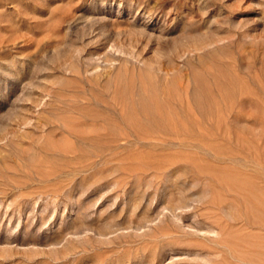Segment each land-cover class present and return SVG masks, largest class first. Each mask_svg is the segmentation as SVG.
<instances>
[{"label": "rangeland", "instance_id": "rangeland-1", "mask_svg": "<svg viewBox=\"0 0 264 264\" xmlns=\"http://www.w3.org/2000/svg\"><path fill=\"white\" fill-rule=\"evenodd\" d=\"M263 212L264 0H0V264H248Z\"/></svg>", "mask_w": 264, "mask_h": 264}, {"label": "bare ground", "instance_id": "bare-ground-1", "mask_svg": "<svg viewBox=\"0 0 264 264\" xmlns=\"http://www.w3.org/2000/svg\"><path fill=\"white\" fill-rule=\"evenodd\" d=\"M84 171H85V169H84ZM150 171H152V170H141V173L143 174V175H146V174H148ZM152 172H154V171H152ZM151 172V173H152ZM156 174V173H155ZM46 187V186H45ZM25 188V187H24ZM27 189V188H26ZM37 191V190H36ZM50 192H52V191H50ZM44 193V192H43ZM45 194V193H44ZM24 195V194H23ZM48 195V194H47ZM56 197V196H55ZM31 199V198H30ZM225 209H226V207H225ZM262 214H264V212L262 213ZM238 218H241L244 222H246V224L247 225H251V224H256L255 222H253L251 219H249L248 217H246V218H243V217H236V218H233L234 220H236L237 219V221H238ZM79 224H81L80 222H79ZM79 224H78V226H79ZM104 224V223H103ZM258 224L260 225V226H262L263 228H264V221H262V220H260L259 222H258ZM104 226V225H103ZM101 229V228H100ZM104 229V228H103ZM58 237V236H57ZM60 238V237H59ZM54 240H57V239H54ZM253 243V242H252ZM258 244H256V245H252L253 247H259L258 249L259 250H257V251H247V252H249V254H247L248 255V260H247V262L246 263H248V264H264V245H262V244H259V242H257Z\"/></svg>", "mask_w": 264, "mask_h": 264}]
</instances>
